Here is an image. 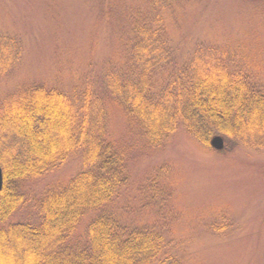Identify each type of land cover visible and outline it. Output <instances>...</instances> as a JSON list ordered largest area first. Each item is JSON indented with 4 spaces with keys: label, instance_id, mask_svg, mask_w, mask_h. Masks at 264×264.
<instances>
[{
    "label": "trees",
    "instance_id": "obj_1",
    "mask_svg": "<svg viewBox=\"0 0 264 264\" xmlns=\"http://www.w3.org/2000/svg\"><path fill=\"white\" fill-rule=\"evenodd\" d=\"M183 1L150 0L152 15L134 18L127 59L109 64L102 96L89 77L82 91L34 83L0 99V264H182L156 228L131 226L112 207L129 185V168L126 152L110 137L111 103L152 148L183 130L209 151L215 135L225 148L264 151V87L257 68L213 44L177 56L164 13ZM21 58L18 38L0 33V78ZM72 157L80 169L46 188L36 203L38 222L6 225L26 203L20 183ZM86 219L81 243L76 232Z\"/></svg>",
    "mask_w": 264,
    "mask_h": 264
},
{
    "label": "rangeland",
    "instance_id": "obj_2",
    "mask_svg": "<svg viewBox=\"0 0 264 264\" xmlns=\"http://www.w3.org/2000/svg\"><path fill=\"white\" fill-rule=\"evenodd\" d=\"M149 1L0 0V33L15 36L22 47L18 66L0 78V99L34 83L82 91L89 77L102 96L109 64L127 59L134 18L152 15ZM164 16L177 56L200 44L227 48L254 64L264 87V0H186ZM109 132L129 168V185L112 207L129 225L156 228L182 264H264V151H209L183 130L152 148L112 103ZM80 167L72 157L21 182L26 203L6 225L37 223L36 203L46 188L67 182ZM87 221L76 232L81 243Z\"/></svg>",
    "mask_w": 264,
    "mask_h": 264
},
{
    "label": "water",
    "instance_id": "obj_3",
    "mask_svg": "<svg viewBox=\"0 0 264 264\" xmlns=\"http://www.w3.org/2000/svg\"><path fill=\"white\" fill-rule=\"evenodd\" d=\"M209 145L213 150L217 152H221L225 148V140L222 136L215 135L210 139ZM2 189H3V173L0 167V192L2 191Z\"/></svg>",
    "mask_w": 264,
    "mask_h": 264
}]
</instances>
